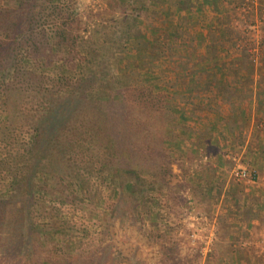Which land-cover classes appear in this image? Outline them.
Returning <instances> with one entry per match:
<instances>
[{
    "label": "trees",
    "instance_id": "1",
    "mask_svg": "<svg viewBox=\"0 0 264 264\" xmlns=\"http://www.w3.org/2000/svg\"><path fill=\"white\" fill-rule=\"evenodd\" d=\"M103 1L100 11L82 19L77 0H0V261L4 263L119 264L120 258H133L141 264L113 244L109 229L74 254L76 247L58 234L65 228L58 203H90L89 179L107 180L114 192L107 225L115 219L134 225L141 210L137 194L146 186L141 173L150 175L149 184L165 194L181 197L179 189L187 184V177L177 176L170 167L181 156L171 144L172 128L185 114L178 102L170 101L176 94L185 104L181 86L194 82L195 136L208 139L215 153L219 139L213 134L210 138L208 130L214 123L203 122L199 102L214 111L210 121L231 122V130L247 117L232 105L230 111L214 107V101L203 95L205 86L211 85L219 101L229 99V104L240 88L252 85L264 90V75H254L260 58L255 49L261 45L228 21L227 10L244 12L247 0ZM251 1L253 8L257 1L264 2ZM208 3L218 14L209 25L205 62L196 70L204 73L194 77L183 43L193 31L186 24L192 10L200 15ZM141 13L147 22L140 19ZM91 19L92 26L81 34V24ZM150 20H158L157 25ZM219 50L225 53L223 60L220 55L218 59ZM169 56L177 61L174 74L166 77L170 67L163 59ZM125 68L126 72L119 71ZM257 93L259 108L262 100ZM20 128L26 133L23 143L16 141ZM255 214L261 215L264 225V203ZM186 235L187 230L165 233L151 228L144 239L156 245L159 264H193L198 253Z\"/></svg>",
    "mask_w": 264,
    "mask_h": 264
},
{
    "label": "rangeland",
    "instance_id": "2",
    "mask_svg": "<svg viewBox=\"0 0 264 264\" xmlns=\"http://www.w3.org/2000/svg\"><path fill=\"white\" fill-rule=\"evenodd\" d=\"M246 2L249 3V5L245 6L247 7L246 10L244 12H232L228 21H230L232 27H245L246 31L256 39L257 43L261 45L259 49H256L260 57L262 55L261 49L264 47V2L258 3L257 1L254 8L251 0ZM77 6L81 12V18L85 19L86 14L100 11L105 6V2L103 0H77ZM196 12L195 10L193 12L195 17L197 16ZM192 18H194L193 15ZM140 19L145 22L148 21V18H145L143 13H141ZM207 19L209 18L205 17L204 23L208 26L210 23L207 22ZM190 20L193 22V19L190 18ZM100 22L105 21L101 20ZM149 23L154 26L157 25L158 20H154V22L150 20ZM92 24V19L88 24H81L80 33L85 35L87 31L84 29L92 26ZM181 24H184V22L182 21ZM183 27L186 28V26ZM187 40L188 37L185 36L183 40L185 45H187ZM187 49L189 50V47ZM115 64L117 63L115 62ZM122 70L124 72L127 71L126 68L119 71L122 72ZM174 95L176 96V94ZM185 99V104H182V101L179 102L185 116L182 119L179 118L180 121L174 124L172 128L173 140H171L173 150L180 153L181 156L170 164L171 170L177 176L180 177L184 174L187 177V184L179 189L178 194L181 197L174 193L165 194L162 190L149 184L150 175L141 173L146 186L142 191L140 189L137 194L141 203L140 217L135 220L134 225L126 224L124 221L120 224L118 219H115L113 224L108 223L107 225L110 214V199L113 198L114 192L109 181H101L91 177L87 183V189L92 196V202H64L58 203V205L55 203L58 206V213L63 221V227H65L63 232L58 234H60L66 244L76 247L74 254H80L79 250L82 248H89L103 229L106 231L109 229L112 239L109 236L106 239H110L113 244L121 248L124 254L129 253L131 257L138 258L142 262L141 264H159L156 245L144 239L146 233L151 228H154L165 233H170L172 230H177V232L187 230L188 244L198 253V258L193 264H251L253 261L254 264H264V225L261 222V215L255 214V211L258 214L260 206L253 210L254 215L252 216L259 218L254 221V224H248L243 230H239L233 222L229 227L238 235L247 232L249 235L247 237L250 238L241 239L239 242L234 241L235 244L233 246L228 238L227 241L218 238L228 231L226 224H223V220L229 216L228 212L235 209L234 204H232L234 196L232 199L229 191H224L218 182L214 183L212 181L213 177L209 173V168L206 164H209L210 158L208 159V157L213 155V152L207 140H202L195 136L196 121H193V115H195L196 111L192 109V104L196 103V98L192 95H185ZM170 101L175 103V98ZM199 104L201 114L204 115L202 119L206 120L203 122L214 123V126H210L208 129L209 134H211L210 138L213 137V134L217 135L216 137H218L220 143H223L225 139L227 140L226 144H219L217 153L221 157L220 167L223 164L227 167L226 172L221 175L220 179L227 178L228 189H237L238 184L252 183L261 179V174L250 161L237 165L233 163L232 155L236 151L235 142L241 141V129L234 128V130H231L225 124H222V121H210L213 119L214 111L209 110L202 102H199ZM256 124L259 128L264 127V119L259 118ZM25 137L24 128L18 129L16 141L23 143L26 139ZM242 138L244 139L245 136L243 137L242 135ZM203 141L205 143H202ZM242 166L254 170L255 178L253 181L237 180L233 176V171ZM2 182L0 180V189L2 188ZM97 197L100 200L94 203V199H97ZM224 203L226 204L224 205ZM262 203L264 201L260 202V205ZM137 224L140 225V229L145 233H141V230L136 226ZM233 247L234 249H232ZM239 250L241 252L244 250L242 255ZM245 251L253 256L251 261H248V259L244 260L243 254ZM228 252H230V255ZM213 253L216 255L215 260ZM132 259L120 258L119 264H137ZM0 264L16 263H4L2 260ZM34 264L42 263L36 262Z\"/></svg>",
    "mask_w": 264,
    "mask_h": 264
},
{
    "label": "crops",
    "instance_id": "3",
    "mask_svg": "<svg viewBox=\"0 0 264 264\" xmlns=\"http://www.w3.org/2000/svg\"><path fill=\"white\" fill-rule=\"evenodd\" d=\"M192 10L191 12H193ZM221 11V10H220ZM201 14L197 11V16L192 18L194 22L189 21L187 28L191 27L192 36L190 42L187 40V45L185 47H189L188 53L189 57H187L188 63L187 67L188 69H193L194 77L198 75V73L202 74L203 71H196L198 68L202 67L204 61L205 53V42L208 35V29L209 25L213 23L216 20V13L217 11H214L211 7V5L204 4L202 6V9L200 10ZM232 12H235L234 10L230 9L227 10V13L229 16L232 14ZM222 13V12H219ZM225 13V14H227ZM218 14V13H217ZM201 17V19H199ZM205 17H208L207 22L210 23L208 26L205 25ZM196 23L198 26L196 27ZM193 24V25H192ZM199 32V35L197 34ZM185 41H183L184 43ZM179 52V51H178ZM262 55L258 59L259 62L254 64V75L255 77H258V74L260 76L264 75V47L261 49ZM218 59L220 55V59L223 60L225 57V53L222 50L218 51ZM181 54V53H180ZM176 56H169L163 61H165L163 64L167 67L169 66L170 70L166 73V77H171L174 74L173 66H175V62L177 61ZM201 63V65H200ZM176 71H180L179 69H176ZM207 73L208 70L206 71ZM176 74H180V72H177ZM227 73L224 72V76ZM254 77V78H255ZM187 78V77H186ZM196 82V81H195ZM189 84L182 85V92H184L185 95H192L195 90L194 88V82L192 81L188 82ZM198 85H202V81L200 83L196 82ZM253 83V82H252ZM175 86V85H174ZM205 91H203V95H208L213 101H214V107L220 109L221 111L228 110L230 111L231 105L234 107L235 111H244V115L247 117L245 121H242L238 125V129H241L243 137L241 135V141L235 142V148L236 151H234L232 158L234 159L233 163L235 165L237 164H243L247 163V161H250L253 166L257 168L259 173L261 174V179L258 181L252 182V183H242L237 185V189H228L227 187V178L220 179L227 170V167L224 166V164L220 167L219 164H221V157L218 153H214L213 155H209V164H206L209 168V173L213 177V182L217 183L222 186L223 190L226 192H230V197L234 200L233 203L235 206V209L233 211L228 212V217L223 220V224H226V227L228 228L227 232H224L221 236L218 238L223 239L224 241H227V238L229 242H231V245L233 246L235 243L234 241H240L241 239H248L250 237L247 232L241 233L238 235L237 233H234L232 229H229L231 226L230 224L233 222L239 230H243L245 226H248V224H254V221L258 220L259 218L253 217L254 215L253 210L255 208H258L260 205V202L264 201V130L257 127L256 120L264 119V90H255V88L252 85L245 86L243 90L241 91V88L237 91V94L239 95L236 100H234L231 104H229L230 100H223L222 102L219 101L217 97V93L215 92V89L211 85L205 86ZM255 91H258L257 95L262 100V105H260L259 108L256 107L255 104ZM202 94V92H201ZM179 95L175 96L176 102H181L182 99L178 97ZM227 127H230L231 122L224 123ZM228 124V125H227ZM246 134V135H244ZM208 140V139H206ZM227 140L223 142L226 144ZM198 143V141H197ZM202 143H205L204 141ZM207 143H210L207 142ZM223 143H220L222 145ZM228 159V158H227ZM212 160V161H210ZM224 160V159H223ZM211 165V166H210ZM220 179V180H219ZM227 187V188H226ZM256 187V188H255ZM236 192V193H233ZM249 198H251L249 200ZM226 203H224L225 205ZM229 206H231L229 204ZM233 206V208H234ZM238 207V208H237ZM240 220V221H239ZM229 233V236H228ZM234 249V247L232 248ZM230 251V250H229ZM240 251V250H239ZM244 251V250H243ZM242 251V252H243ZM242 252L240 251V254L242 255ZM230 255V252H228ZM244 260L248 259V261H251L253 256H251L250 253H247L246 251L243 254ZM254 264V261L251 263Z\"/></svg>",
    "mask_w": 264,
    "mask_h": 264
},
{
    "label": "built area",
    "instance_id": "4",
    "mask_svg": "<svg viewBox=\"0 0 264 264\" xmlns=\"http://www.w3.org/2000/svg\"><path fill=\"white\" fill-rule=\"evenodd\" d=\"M237 29H238V31H241L244 35L248 36L252 43H254L255 45L257 44L256 39L252 35H250L249 32L246 31L245 27L237 28ZM240 42H242V41H240ZM233 174H234L233 176L237 180L253 181V179L255 178L254 170L248 169V168L243 167V166L238 167L236 170H234Z\"/></svg>",
    "mask_w": 264,
    "mask_h": 264
}]
</instances>
